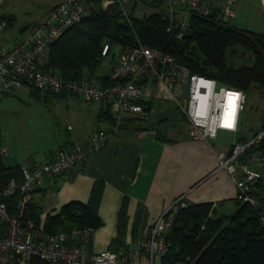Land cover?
I'll return each instance as SVG.
<instances>
[{"label":"built area","instance_id":"2783aa9c","mask_svg":"<svg viewBox=\"0 0 264 264\" xmlns=\"http://www.w3.org/2000/svg\"><path fill=\"white\" fill-rule=\"evenodd\" d=\"M130 1L147 5L143 0H99V4L102 9L117 7L128 19L131 12L125 4ZM234 1H220L215 18L221 23L232 24ZM3 2L0 0V6ZM152 2L167 21V30L178 38L186 34L191 16L212 13L211 6L203 0ZM91 10L88 0H59L27 33L16 37L11 46L0 47V79L6 91L28 86L41 93L66 92L80 97L85 104L103 102L111 117L108 129L90 131L87 147L76 144L71 150L60 148L39 163L23 161L19 164V178L0 176V264H131V252L108 248L92 251L78 244L77 238L88 236L90 227L49 232L27 210L46 175L82 162L88 151L100 148L110 133L117 132L131 119L144 116L148 102L151 105L161 95L173 101L193 139L208 141L219 130H239L246 101L244 90L191 71L169 52L141 42L135 33L133 43L116 45L115 58L105 79L77 80L45 68L49 44ZM5 22L0 19V29ZM107 50L108 42L103 41L101 53ZM263 133L264 129H259L248 138L234 140L227 154H218V168L240 175L235 179L238 195L258 210L264 226V199L250 193L251 183L262 176L264 168V153L259 147ZM5 153L6 147L0 148V155ZM185 205L181 197L173 200L137 241L135 250L145 248L150 254H162L168 245L164 235L177 210Z\"/></svg>","mask_w":264,"mask_h":264},{"label":"crops","instance_id":"0c3cea01","mask_svg":"<svg viewBox=\"0 0 264 264\" xmlns=\"http://www.w3.org/2000/svg\"><path fill=\"white\" fill-rule=\"evenodd\" d=\"M203 1L212 9L218 7L221 0ZM145 7L155 10L153 3ZM232 7L231 25L264 33V0H235ZM3 14L0 9V17ZM0 82L2 84L1 79ZM65 94L72 95L66 92L58 95ZM72 101L76 104L81 102L83 107L79 109V118L72 121L67 118L68 136L57 140L55 146L52 142L48 146L38 147L29 146V142L27 145L17 132L12 131L13 139L1 156L4 165L14 166L26 160L39 163L60 148L71 150L76 144L87 147L90 131L110 127V111L103 102L85 104L78 96ZM147 114L151 117L145 121ZM238 132L240 129L233 133ZM215 137L208 141L190 138L185 118L173 101L161 95L152 101L144 116L133 118L117 132L110 133L100 148L88 151L82 162L44 177V181L35 189L32 200L35 208L40 210L39 221L44 224L47 214L56 213L69 201L86 203L93 183L99 181L96 211L100 224L83 226L90 227L92 231L88 236H79L77 243L92 251L108 248L131 252V264H161V254H150L145 248L136 251L135 247L173 200L181 197L186 204L209 203L210 216L214 214L215 217H225L238 207L240 199L235 179L240 175L232 174L223 167L218 168V154H227L232 143L214 148L212 139ZM244 138L240 136L238 140ZM46 196H49L51 203L46 201ZM121 209L126 217L124 242L117 248H111L110 242L117 235ZM132 228L136 229L135 234L131 233Z\"/></svg>","mask_w":264,"mask_h":264},{"label":"trees","instance_id":"16d2710c","mask_svg":"<svg viewBox=\"0 0 264 264\" xmlns=\"http://www.w3.org/2000/svg\"><path fill=\"white\" fill-rule=\"evenodd\" d=\"M88 1L92 5L91 12L49 44L45 68L77 80L105 79L108 70H100L102 59L108 55L114 57L112 48L117 44L133 43L135 33L141 42L169 52L193 72L211 75L244 91L252 84L264 86V33L221 23L215 18L217 7H212L209 15L191 16L186 34L178 38L167 30V21L156 9L141 15L131 12L126 19L115 6L102 9L99 0ZM143 1L147 6L153 3L152 0ZM1 18L7 19L6 26L12 22L13 16L2 15ZM103 41L108 42L105 54L101 53ZM231 45L235 49L241 46L250 51L252 63L229 64L226 51ZM30 90L34 94L41 93L33 87ZM150 107L148 102L144 110L149 111ZM260 128L264 129V122ZM259 147L264 153V133ZM19 170V164L4 165L0 155V176L19 178ZM263 181L264 168L262 176L251 183L250 189V193L260 199H264ZM99 192V181H95L86 203L69 201L63 204L56 213L45 216L44 229L57 232L100 224L96 211ZM239 199L236 210L225 217L208 214L204 217L210 208L205 202L187 203L179 208L164 235L168 245L160 256L161 264H264V226L259 221L258 210L240 196ZM33 203H30L27 214L39 222L40 210ZM125 220L121 209L117 235L110 242L111 248L124 242ZM131 233L135 234L136 229L132 228Z\"/></svg>","mask_w":264,"mask_h":264},{"label":"rangeland","instance_id":"374dc122","mask_svg":"<svg viewBox=\"0 0 264 264\" xmlns=\"http://www.w3.org/2000/svg\"><path fill=\"white\" fill-rule=\"evenodd\" d=\"M54 1L4 0L0 6L1 13L6 16L11 15L13 18L11 23L9 22L0 29V45L11 46L14 38L27 33ZM125 6L134 15L152 11L151 7H145L140 1H130ZM27 25H29L28 28L21 30ZM115 49L116 46L112 48V50ZM243 49L241 46H236L235 49V46L231 45L226 51L227 62L234 66L251 64L253 61L251 52ZM114 58L111 55L105 56L102 59L100 70L105 72L109 70ZM245 95V108L241 111L240 132L219 130L217 136L212 139L214 148H219L221 145L228 146L240 136L248 138L264 122V86L259 87L252 84L245 91ZM72 98H76V96H68L67 94L60 96L50 92L40 93L38 96L30 90V87L26 86L16 91H6L0 82V148L7 147L8 142L13 139L12 131L17 132L21 140L25 141L27 145L29 142V146H48L52 142L55 146L57 140L64 139L70 134V130L66 128L67 118L72 121L80 117L79 109L83 105L81 102L79 104L74 103ZM150 117V114H147L145 121L149 120ZM262 191L264 192V185ZM45 199L51 203L49 196H46ZM40 205L42 207L41 203ZM210 212L209 208V211L203 216H210ZM215 215H218L217 211ZM212 217H215L214 214ZM203 221L204 219L201 220V222ZM103 249L105 248L100 250Z\"/></svg>","mask_w":264,"mask_h":264}]
</instances>
